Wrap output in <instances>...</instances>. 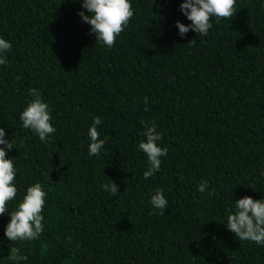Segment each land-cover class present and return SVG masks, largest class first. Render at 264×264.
I'll return each instance as SVG.
<instances>
[{"label": "trees", "instance_id": "1", "mask_svg": "<svg viewBox=\"0 0 264 264\" xmlns=\"http://www.w3.org/2000/svg\"><path fill=\"white\" fill-rule=\"evenodd\" d=\"M182 2L132 0L109 49L81 21L80 2L0 0V37L12 43L0 127L16 141L8 158L18 168L9 212L32 184L48 190L38 240L8 241L10 217L0 216V264H264V247L224 225L235 201L264 198V0H237L206 37L185 38L175 27L190 23ZM33 88L51 108L47 143L19 120ZM97 116L99 157L86 135ZM140 121H155L168 149L148 180ZM158 188L163 215L150 204Z\"/></svg>", "mask_w": 264, "mask_h": 264}, {"label": "clouds", "instance_id": "2", "mask_svg": "<svg viewBox=\"0 0 264 264\" xmlns=\"http://www.w3.org/2000/svg\"><path fill=\"white\" fill-rule=\"evenodd\" d=\"M80 2L83 9L78 13L81 21L90 26L96 43L111 48L117 37L127 28L134 15L132 0H73ZM237 0H183L179 6L180 12L189 24L177 21L175 27L178 35L185 38L191 31L201 37H206L213 28V21L221 18H231L236 13ZM85 11L88 15H85ZM193 42V41H192ZM12 43L0 37V66L7 64V55L11 52ZM34 97L20 113L22 127L33 132L41 142L47 143L56 128L52 124L50 105L44 100L37 89H31ZM144 128V140L138 143L137 151L147 157V168L143 173L145 180L155 176L161 170V157H167L168 149L162 146L163 135L157 129L155 121H140ZM103 124L100 117H94L92 126L87 130L88 154L101 156L105 152L106 139H101L98 130ZM16 149V141L12 135H6L4 127H0V216L7 214L10 219L6 225L4 236L8 241H35L44 231L45 205L48 201V190L41 183H34L26 189L15 210L9 212L8 204L15 202L17 186L15 184L18 168L14 159L8 158V153ZM209 182L203 180L198 185V192L205 193ZM113 197L119 196V186L111 181L105 186ZM168 199L163 189H156L151 195L150 204L153 210H159L163 215L168 206ZM226 228L241 241H251L258 247H264V198L254 200L250 196L234 202L229 206Z\"/></svg>", "mask_w": 264, "mask_h": 264}]
</instances>
